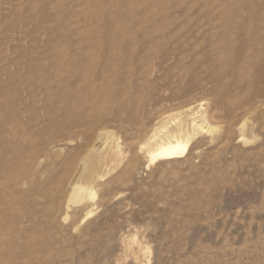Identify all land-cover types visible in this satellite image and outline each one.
<instances>
[{"label":"rangeland","instance_id":"374dc122","mask_svg":"<svg viewBox=\"0 0 264 264\" xmlns=\"http://www.w3.org/2000/svg\"><path fill=\"white\" fill-rule=\"evenodd\" d=\"M221 9L231 12L232 21L219 33L208 23ZM249 16L264 18V0H0V88L7 94L11 78L28 73L31 59L56 56L58 42L99 32L104 39L117 25L134 32L135 54L154 48L143 60L148 76L123 112L140 131L112 129L109 139L84 142L96 160L81 163L63 184L71 173L68 148L39 165L49 182L19 198L22 206L5 227L30 249L21 258L28 264H136L132 254L143 243L151 250L140 252L145 264H264V57L247 66L248 78L234 69ZM221 38L230 44L229 63L217 56ZM4 99L3 110L9 105ZM200 101L217 132L187 140L179 160L151 163L153 149L140 150L146 133ZM117 111L113 107L110 117ZM225 131L227 139H216ZM240 137L245 142L237 143ZM114 143L123 156L111 153ZM72 182L96 198L66 211V196L57 191L68 193Z\"/></svg>","mask_w":264,"mask_h":264},{"label":"bare ground","instance_id":"6f19581e","mask_svg":"<svg viewBox=\"0 0 264 264\" xmlns=\"http://www.w3.org/2000/svg\"><path fill=\"white\" fill-rule=\"evenodd\" d=\"M213 14L217 18L209 22L208 25L213 26L214 31L219 33L227 32L229 27L225 24L230 25L231 12L225 9L220 13L213 12ZM97 24L100 25L99 22ZM114 26L113 29H109L107 37L104 39H100L99 32L94 37L91 36V33L81 39L78 37L79 40L74 43L67 40L58 42V52L54 58L31 59V62L26 64L28 73L20 75L21 77L11 78L9 88L6 86L9 89L8 94L5 87L0 88L3 92H0V102L4 98H9L6 101L9 102V105L4 106V110L0 105V264L28 262L21 258L20 254H24L27 258L30 249H24L20 244L21 238H12L11 232L5 227L9 223V216L22 206L19 198L30 188L43 186L49 182L48 173L39 171L38 168L51 153H59V151L68 148L66 165L71 173L62 177L60 183L63 184L65 178L76 173V168L81 163L85 164L87 161L95 159L84 147V142L90 139H109L112 129H117L123 134L140 131L138 122L126 121L123 112H126L130 107V99L133 98L132 90L137 84H142L145 77L148 76L144 73L146 67L143 60L151 54L154 48L147 45L141 54H135L137 40L132 37L134 32L130 31L127 26L126 28L117 27V25L115 28ZM242 27L245 46L238 56L240 64L235 63L237 66L234 65V69L244 78H248L250 68L247 66L256 57H264V36L262 35L264 34V18L262 16L257 20L249 16ZM123 32L130 34V36L128 35L129 39L123 36L126 35ZM220 43L223 47L216 48L217 56L221 61L229 63L230 44L223 38L220 39ZM234 43L236 44V42ZM193 105H187L177 115L170 116L165 123H156L146 133L144 140L140 143V150L153 149L149 158L151 163L157 160H179L187 152V140L217 132L218 127L213 125L210 120L213 116L205 112L202 113L205 103L200 101L196 106ZM113 107H117L118 111L114 113L113 117H110L113 114L111 113ZM155 108L156 106L153 109ZM130 114L132 113L130 112ZM28 115L30 116L28 117ZM110 123L113 124L112 127L109 126ZM229 135L225 131L218 134L216 139H227ZM118 139L120 140V138ZM118 139L115 141L120 143ZM239 139L237 143L246 140L241 137ZM117 143H114L110 148L116 158L124 155L122 146ZM49 174L51 175V172ZM57 192V194L66 196V211H69L72 206L82 204L86 200L94 201L96 198L95 193L78 182L70 184L68 193L62 191V188ZM93 214L94 212L90 211L86 216L91 217ZM64 216V221L69 219L68 213H65ZM135 238H133V242H135ZM29 240L25 244L29 245ZM142 244L138 245L139 254H137L138 252L132 254L136 264L148 262H145L146 260L143 259L144 256L140 255V252L143 255V252L147 254L151 250Z\"/></svg>","mask_w":264,"mask_h":264}]
</instances>
